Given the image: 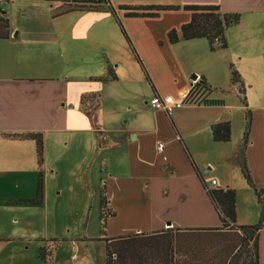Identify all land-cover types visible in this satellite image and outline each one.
Instances as JSON below:
<instances>
[{"label": "crops", "instance_id": "1", "mask_svg": "<svg viewBox=\"0 0 264 264\" xmlns=\"http://www.w3.org/2000/svg\"><path fill=\"white\" fill-rule=\"evenodd\" d=\"M253 1L185 0L181 5H169L179 10L159 11L154 17H128L127 13L141 11L117 10L148 79L114 17L117 29L103 30L99 35L101 47H49V39L36 41L33 34L27 37L19 29L15 31L17 27L8 18V38H0V177L12 178L26 168L35 172V142L18 136L41 134L44 195L45 180H57L65 172L70 182L56 183L55 191L63 194L78 183L77 190L85 195L81 205L92 213L87 219L88 223L93 220L95 230L91 234L85 231L81 239L87 248L91 243H102L104 252L101 263L93 254H85L88 264H106L107 246L112 250V264H201L200 251L185 249L183 234L185 230L221 226L197 171L203 178L200 159L212 165L209 158L222 152L229 155L227 174L214 171L206 178L216 181L212 187L203 181L211 188L235 189L240 194L238 199L236 195V225L257 222L255 215L244 220L240 214L239 200L252 198V193L239 172L244 128L234 134L235 106L210 92L203 94L198 80L203 79L211 88L206 75L198 72L197 80L192 81L188 76L191 70L181 59L192 47H176L186 44L181 38L175 44L168 41V32H179L190 19L184 6L218 5L223 12L233 13L238 11L234 4ZM145 6L160 5L129 7ZM67 13H53L52 17ZM175 60L180 66L178 71L174 70ZM149 63L160 67L169 86L159 85L147 68ZM171 69L176 73L171 74ZM191 85L198 86L195 95L199 101L181 104L169 113L155 109L147 118L154 95L184 100ZM136 86H142L151 99L139 100L142 94H135ZM105 88L110 89V95ZM200 89L203 92L199 94ZM83 96L91 97L83 102ZM106 100L112 103V109ZM253 108L243 155L255 187L264 190V103ZM222 122L230 123L231 139L215 142L211 128ZM159 143L164 145L162 152L157 150ZM212 169H216L215 164ZM37 179L38 174L29 198L35 196ZM102 207L106 213L103 235ZM55 240L58 250L63 240ZM76 241L71 240L72 247L78 250ZM257 253L258 264H264V218ZM80 259L78 253L72 254L68 263Z\"/></svg>", "mask_w": 264, "mask_h": 264}, {"label": "rangeland", "instance_id": "2", "mask_svg": "<svg viewBox=\"0 0 264 264\" xmlns=\"http://www.w3.org/2000/svg\"><path fill=\"white\" fill-rule=\"evenodd\" d=\"M3 1L4 3L0 5V9L7 11L6 16L17 27L15 31L19 29L21 34H27V37L28 34H33L36 41L49 39L51 41L49 47H101L102 40L99 35L102 34L103 30H112L113 27L117 29L113 19L114 16L105 9L104 0L91 1H99L100 4L94 6V8L96 10L104 9L106 12L76 11L57 18L52 17L53 13L69 8L67 3L56 0ZM107 1L117 11L121 6L181 5L185 0ZM70 6H73V4H70ZM234 6L238 9L235 12L240 14V21L230 28L227 35H225L226 49L211 51L205 39L186 41V44L175 46L192 47L187 50V54L181 56L182 61L191 70L188 76L191 78L192 75H197L198 72L205 74L211 87L209 88L211 89L210 94L224 98L229 105L235 106L232 129L236 134L238 128L241 130L245 128L247 112L249 111L251 114L253 107L264 103V0H255L248 4L236 3ZM85 8L90 7L86 5ZM173 64L174 70L178 71L180 69L178 60H175ZM230 66H233L234 70L240 75L243 91L247 92V95L244 93L246 104H243L242 96L238 94V86L232 85L230 81ZM147 68L160 86H169L167 78L161 72L159 66L149 63ZM138 70L139 68H136V75H138ZM175 71L171 69V74L176 73ZM197 90L198 86H193L191 89L194 99L198 96L195 95ZM105 91L110 95L109 88H105ZM203 91L200 89L199 94L202 92L203 94L205 92L209 93L204 89ZM135 94L139 96L142 94L139 100L145 97L149 100L152 97L149 93L144 92L142 86L140 88L136 86ZM105 102L107 103V100ZM107 105L112 109L111 102H108ZM149 108L151 110L146 112L147 118H151V112L155 110L152 107ZM115 124L116 122L111 125L115 126ZM243 133L244 131H241V138H243ZM230 152H232V149L227 153ZM224 155V152H222L216 154V156H211L209 161L212 162V165H205L206 162L200 159V165L204 171V175H202L207 183H210V179L206 178L210 177L214 171L219 175L227 174L226 168L230 167V160H228V154ZM214 164L216 169H212ZM2 171L0 165V173ZM35 172L28 171L26 168L19 175L13 174L12 178L2 179L3 177H0V264H70L68 263L70 256L77 253L79 258L84 259V262L80 259L72 264H81L79 262L88 264L85 255L87 253L93 254L97 258V262L101 263L102 253L104 252L102 243L94 242L87 248L81 239L85 231L91 234L95 229L92 226L93 220L88 223L87 218L88 216L91 217L92 214L89 207L81 205L82 198L84 199L85 195L77 190L79 184L77 183L75 189H69L60 195L57 194L59 191H55L54 186L56 183L65 185L70 182L69 175L62 172L57 180H45L46 190L43 203L34 204L20 201L33 198H29V196L33 194L32 189L38 174L37 168ZM41 172L44 185V168L42 167ZM239 172L242 173L241 167ZM249 191L252 193V198L243 197L241 201L239 200L240 214L244 220H250L255 215L258 222L263 205L258 202L254 189L249 188ZM55 192L56 195H54ZM239 196L240 194L237 195V199ZM203 235H205L206 244L212 243L209 249L203 248V246V252L212 250L215 243L216 251L223 254V256L228 251V247L231 251V247L236 244L237 237H239L235 233L218 234V237L215 238H208L211 234ZM47 239H60L63 242L57 250V247H53V245H58V242ZM76 239H78L76 241L79 247L78 250L72 247L71 242V240ZM38 252L44 255V262L37 258ZM245 254L246 249H241L237 254V260L233 264H243L246 261Z\"/></svg>", "mask_w": 264, "mask_h": 264}, {"label": "trees", "instance_id": "3", "mask_svg": "<svg viewBox=\"0 0 264 264\" xmlns=\"http://www.w3.org/2000/svg\"><path fill=\"white\" fill-rule=\"evenodd\" d=\"M50 1V0H46ZM61 1L62 3H67L69 8L57 12V14H63L76 10H87L94 11L96 10L94 6L100 4L99 1H79L74 0L70 2H65L64 0H56ZM4 3V2H3ZM73 4V6H70ZM88 5L90 8H85ZM105 9L109 11L113 16L115 21L117 22L122 35L124 36L126 42L128 43L130 50L138 63L139 67L145 73V69L142 61L140 60L135 48L132 46L131 41L120 21V19L116 15V11L109 4L107 0H104ZM93 7V8H92ZM120 10H140V13L131 12L127 13L128 17H154L157 16L159 11L165 10H179L178 6H145V7H129V6H121ZM184 11L190 12V19L188 22L182 24L179 28V32L175 29H172L168 32V41L170 44H175L179 41V39L183 40H196V39H205L208 42L209 49L214 51L216 49H226V31L237 25L240 21V14L233 12L227 13L223 12L218 5H191L184 6L182 8ZM3 11L0 9V38H8V27L9 20L5 14H2ZM5 13V12H4ZM146 78L148 79L147 74L145 73ZM230 81L232 85L238 86V94L242 96L243 104H246L244 92H243V83L240 81V75L234 70L233 66H230ZM204 90L210 92L208 85L204 82L203 79L200 80V84ZM88 96H83L82 101L85 102ZM199 101V98L197 99ZM184 103H196L197 101H192L191 91L183 100ZM246 106V105H245ZM247 107V106H246ZM168 113V112H167ZM251 127V114L248 111L246 115V125L244 128L242 141L244 143V147L242 148V160L240 161V166L242 168V174L244 179L246 180L247 185L250 188H253L255 191V195L258 199V202L263 205L262 212L260 213L259 221L253 225L246 226H238L236 225V193L233 189H219V188H211L209 187L201 177L200 173L197 171L198 177L201 180V183L206 191V194L213 205L215 211L218 214L219 220L221 222V226L219 228H209V229H196V230H185V249L190 250L194 247V250L200 251V256L202 258L201 264H233L234 261L237 260V254L241 249H246L245 259L246 261L243 264H258V253H257V241L259 231L262 227V221L264 218V190L257 189L254 185L252 177L250 175L249 169L247 167L245 157L243 155L245 150V145L248 140V135ZM212 138L215 142H228L231 139V125L229 122H222L212 126ZM17 137V136H16ZM19 138H28L34 140L36 145V153H37V168H38V179L36 186V193L32 199L20 200L21 202H30L34 204H41L44 198V185H43V175L41 172V167L43 163V140L41 134H26L18 136ZM192 165H194L192 163ZM102 207L101 213V227L100 233L104 234L105 228V220L104 217L106 213L103 211ZM224 233H235L238 234L237 242L231 247V251L229 247L227 248V252L224 254L218 253L216 251V244L214 243L213 249L208 252H203V248H211V244H206L205 235L203 234H211L208 238L218 237V234ZM220 236V235H219ZM225 236V235H222ZM237 236V235H236ZM99 240V239H98ZM50 241H56L55 239H51ZM251 245V246H250ZM53 247H57V245H53ZM112 250L109 246H107L106 250V264H112ZM212 258L216 260V262H212L207 258ZM38 259L44 262V255L38 252Z\"/></svg>", "mask_w": 264, "mask_h": 264}, {"label": "built area", "instance_id": "4", "mask_svg": "<svg viewBox=\"0 0 264 264\" xmlns=\"http://www.w3.org/2000/svg\"><path fill=\"white\" fill-rule=\"evenodd\" d=\"M4 1L3 0H0V5L3 3ZM195 86V85H194ZM193 87V85H192ZM192 98V101H198V96L194 99L193 97ZM181 104H184L183 100H179V99H176L174 98L173 96L171 95H164V96H161V95H154L152 97V99L150 100L149 102V105L154 108V109H158V110H167L166 112H170L174 107H178L180 106ZM164 149V145L162 143H159L157 145V150L159 152H162ZM216 184V181L215 180H212L210 182V185L209 186H215Z\"/></svg>", "mask_w": 264, "mask_h": 264}, {"label": "water", "instance_id": "5", "mask_svg": "<svg viewBox=\"0 0 264 264\" xmlns=\"http://www.w3.org/2000/svg\"><path fill=\"white\" fill-rule=\"evenodd\" d=\"M3 13H4V11H3ZM191 79H192V81H196L197 80V75H192Z\"/></svg>", "mask_w": 264, "mask_h": 264}]
</instances>
